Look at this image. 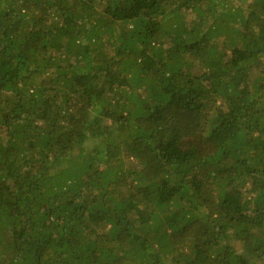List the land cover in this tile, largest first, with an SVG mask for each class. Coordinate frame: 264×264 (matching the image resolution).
I'll list each match as a JSON object with an SVG mask.
<instances>
[{
	"label": "trees",
	"instance_id": "obj_1",
	"mask_svg": "<svg viewBox=\"0 0 264 264\" xmlns=\"http://www.w3.org/2000/svg\"><path fill=\"white\" fill-rule=\"evenodd\" d=\"M0 264H264V0H0Z\"/></svg>",
	"mask_w": 264,
	"mask_h": 264
}]
</instances>
